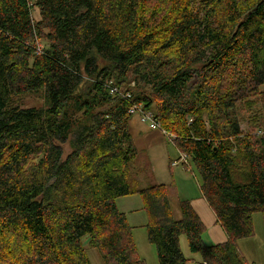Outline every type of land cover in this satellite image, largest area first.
I'll list each match as a JSON object with an SVG mask.
<instances>
[{
  "label": "trees",
  "instance_id": "16d2710c",
  "mask_svg": "<svg viewBox=\"0 0 264 264\" xmlns=\"http://www.w3.org/2000/svg\"><path fill=\"white\" fill-rule=\"evenodd\" d=\"M144 1L0 0V264H90L85 236L103 264H144L115 204L133 193L158 264H188L180 235L203 264H253L237 241L264 212V125L244 134L230 111L258 94L264 105V0H167L175 17L159 40L139 16ZM131 67L145 70L165 127L155 119L194 162L224 243L203 242L186 200L173 219L163 184L131 190L129 109L150 99L109 84ZM36 91L45 108L11 104Z\"/></svg>",
  "mask_w": 264,
  "mask_h": 264
},
{
  "label": "rangeland",
  "instance_id": "374dc122",
  "mask_svg": "<svg viewBox=\"0 0 264 264\" xmlns=\"http://www.w3.org/2000/svg\"><path fill=\"white\" fill-rule=\"evenodd\" d=\"M195 2H197V0H195ZM32 15L35 20L38 19V13L35 9L32 11ZM139 16L144 20V24H146V27L148 28L147 30L153 32L156 39L159 40L165 37L167 30L171 27L175 13L172 9V5L167 0H146L142 3ZM42 45L43 43L39 42L37 48L41 49ZM167 55L172 57L173 52H167ZM191 67H194V64ZM141 69L142 68H138L136 71L138 74H135L134 70L136 69L131 67L126 76L120 77L119 80H111L109 84L114 86L119 92L123 94L129 93L134 98H140L142 96L149 98V101L144 99L141 100L142 103L136 105H138L140 111L150 113L154 119L156 118L160 121L161 126H164L163 124H165V121L163 116L158 115L156 111L158 101L153 98L150 86L142 80L141 77L145 70ZM259 91L261 93L264 92V84L259 87ZM11 104L20 108H45L46 100L43 91H36L14 96ZM138 114L139 112L131 114V119L129 120L130 134L132 135V139L135 137V144L138 146L140 139L138 140L136 138L137 136L134 135L135 130L133 131V126L136 127L142 136L144 134L152 136V133H154L152 131H156L155 135H160V138L154 141L151 146L142 148V151L137 148V152L140 151V153L142 152L144 154V160L147 158L149 165H152L153 169L155 168L158 176L160 175L162 167L166 163V176L170 177L168 169L172 167L169 162L171 160H176L180 156V153L174 146L173 142L168 138V134H163L160 130H150L148 127L149 123H141ZM230 118L238 120L240 129L244 134H252L256 131V126L264 125L262 94L249 96L236 101L230 111ZM70 151L71 145L70 143H66L64 145V154L66 155ZM137 154L140 155L139 152ZM188 162V175L176 178V180L173 179L172 181L175 185L177 184L179 186L188 180L190 182L188 185L196 187L195 180L200 182V177L194 162L191 158H189ZM177 167L182 168L183 166L177 165ZM132 172L133 171L129 172V179L134 177ZM170 191V186H168V192ZM132 236L134 237L133 240L136 245L137 257L141 259L144 264H158L156 250L154 246L148 242L145 228H136L133 231ZM88 240L89 237L85 236L82 239V244L90 264H103L98 251L89 247ZM179 245L184 257L188 260V264H203L199 253H191L189 251L185 235H180ZM237 248L239 255L246 262L264 264V212H255L252 215V235L248 238L238 240Z\"/></svg>",
  "mask_w": 264,
  "mask_h": 264
},
{
  "label": "crops",
  "instance_id": "0c3cea01",
  "mask_svg": "<svg viewBox=\"0 0 264 264\" xmlns=\"http://www.w3.org/2000/svg\"><path fill=\"white\" fill-rule=\"evenodd\" d=\"M128 128L130 133V126H128ZM133 128V131L135 130L134 135L137 136L136 138L138 140L140 139L138 146L135 144V137L132 139L136 149L139 148L141 150L142 148H147L151 146L154 141L160 138L159 134V136L155 135L156 131H152L154 132L152 133V136H148L147 134L142 136L136 127L133 126ZM138 152L140 155L137 154L136 158L132 160L131 163L128 164V168H126L131 190L137 191L151 185L163 184L167 190V196L173 219H180L181 214L178 204L181 200H186L190 203L192 209L195 211L205 227V231L202 235L203 242L206 245L224 243L227 240V236L221 226L217 223L214 212L209 207L206 199L203 197L202 191L200 189V182L195 180L196 187H194L188 185L190 183L188 180L179 186L177 184L175 185V183L172 181L173 179L176 180V178H181L182 176L188 175L189 163L188 167L182 165V168H178L177 165H171V162L174 161L171 160L169 163L172 168L168 169L170 177L166 176V163L162 167L160 175L158 176L155 168L153 169L152 165H149L147 158L144 160V154L142 152L140 153V151ZM130 171H133L132 175H134V177L129 179ZM168 186H170V192H168ZM115 204L117 209L125 214L127 223L132 228V233L136 228H144L147 223V217L143 209V202L138 194L133 193L131 195L120 197L115 200Z\"/></svg>",
  "mask_w": 264,
  "mask_h": 264
},
{
  "label": "built area",
  "instance_id": "2783aa9c",
  "mask_svg": "<svg viewBox=\"0 0 264 264\" xmlns=\"http://www.w3.org/2000/svg\"><path fill=\"white\" fill-rule=\"evenodd\" d=\"M37 50L40 51L39 48H37ZM126 96H128V94H126ZM138 112H139L138 117H139L140 122L149 123L148 127L150 130H160L163 134H167L166 132H164L161 129L159 123L152 117V115L150 113L140 111V109L138 108V105L133 104L129 109L130 114H134V113H138ZM168 138L170 140H172L171 138H173V137L168 136ZM188 160H189L188 155L180 153V156L176 160L172 161L171 165L175 166V165L180 164V165H184V166L188 167V163H189Z\"/></svg>",
  "mask_w": 264,
  "mask_h": 264
},
{
  "label": "water",
  "instance_id": "95a60500",
  "mask_svg": "<svg viewBox=\"0 0 264 264\" xmlns=\"http://www.w3.org/2000/svg\"><path fill=\"white\" fill-rule=\"evenodd\" d=\"M197 80V76L195 75L193 80H191V82L189 83V86L194 85L196 83Z\"/></svg>",
  "mask_w": 264,
  "mask_h": 264
}]
</instances>
